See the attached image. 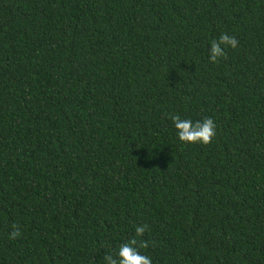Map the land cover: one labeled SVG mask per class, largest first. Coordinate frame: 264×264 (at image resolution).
I'll return each mask as SVG.
<instances>
[{"label":"trees","instance_id":"obj_1","mask_svg":"<svg viewBox=\"0 0 264 264\" xmlns=\"http://www.w3.org/2000/svg\"><path fill=\"white\" fill-rule=\"evenodd\" d=\"M143 225L152 264H264V0H0V264H103Z\"/></svg>","mask_w":264,"mask_h":264},{"label":"clouds","instance_id":"obj_2","mask_svg":"<svg viewBox=\"0 0 264 264\" xmlns=\"http://www.w3.org/2000/svg\"><path fill=\"white\" fill-rule=\"evenodd\" d=\"M237 46L238 41L235 37L222 33L217 40L211 41L209 62L218 63L221 58H226L225 49L229 47L236 49ZM171 119L176 129L178 141L182 145L201 144L207 146L216 135V124L212 118H205L203 121L195 123L188 119H181L179 115H173ZM13 227L15 230L11 235L15 238L20 233L18 226L14 225ZM147 227V225L137 226L135 235L119 247L117 256L105 255L101 260L103 264H152L150 257L140 252V249L148 247L147 241L141 239Z\"/></svg>","mask_w":264,"mask_h":264}]
</instances>
